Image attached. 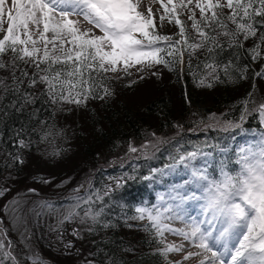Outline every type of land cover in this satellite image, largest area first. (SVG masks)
I'll use <instances>...</instances> for the list:
<instances>
[{
  "label": "snow or ice",
  "instance_id": "snow-or-ice-1",
  "mask_svg": "<svg viewBox=\"0 0 264 264\" xmlns=\"http://www.w3.org/2000/svg\"><path fill=\"white\" fill-rule=\"evenodd\" d=\"M142 2L0 0V72L4 73L0 75V98L11 96L9 107L17 111L32 106L29 119L37 121L30 132L39 139L33 141L30 134L24 139L22 127L16 133L19 148L48 144L51 150L43 155L62 158L67 150L57 147L56 141L66 139V134L56 125L58 114L70 115L76 109H86L89 100L113 97L114 89L107 81L131 77L132 69L141 80L145 71L159 78L160 66L178 76L187 72L198 88L251 82V88L236 101L238 122L211 113L207 119L196 121L191 131L201 127L225 133L244 131L248 118L256 116L259 125H264V96L257 95L261 91L258 83L264 84V0H150L141 10ZM152 3H159L160 8L154 11ZM165 21L174 24L178 32L160 34L158 27ZM198 53H203V60ZM193 59L198 60L197 71H193ZM21 62L35 71L29 73ZM37 103L48 106L52 123L38 119L41 109L35 107ZM177 136L180 138L175 140H149L139 148L129 145L128 152L136 155L120 160L119 168L124 171L109 175L110 183L96 187L91 178H86L66 197L68 203L57 206L41 201V209L58 213L57 225L50 231H56L57 239L71 249L73 243L63 241L64 226H84L72 227L70 234L76 239H83V231L95 233L112 227L105 219V210L115 199L114 193L129 180L139 176L152 187L177 176L183 178L182 182L157 193L156 203L137 205L134 215L123 217L125 222H147L144 231L160 245L157 254L164 264H184L193 258H199L197 264H264V132L254 145L240 148L234 161L228 145L189 148L185 144L190 142L179 131ZM162 145L167 147L162 149ZM205 147L211 151H205ZM157 153L166 154L162 167L151 164L160 159ZM216 153L222 158L213 164ZM12 158L24 163L18 154ZM138 160L145 164L134 162ZM111 166H116L115 162ZM141 167L147 168V174L140 172ZM33 179L52 184L49 177ZM70 182L71 177L56 186ZM10 190L0 186V198ZM28 191L36 193L35 188ZM0 211L27 249L16 250L8 238L5 220L0 218V264H49L30 243L29 210L23 207V201L13 197ZM31 212L38 214L34 208ZM177 221L183 226L175 227ZM166 234L180 243L168 242ZM179 253H183L182 260L169 259L170 254Z\"/></svg>",
  "mask_w": 264,
  "mask_h": 264
},
{
  "label": "trees",
  "instance_id": "trees-1",
  "mask_svg": "<svg viewBox=\"0 0 264 264\" xmlns=\"http://www.w3.org/2000/svg\"><path fill=\"white\" fill-rule=\"evenodd\" d=\"M199 60L204 59L203 53H198ZM227 56V53H225ZM197 59H193V71H197L196 64ZM243 63H250L249 60H244ZM22 67H27L23 65ZM59 67V66H57ZM256 68V65H252ZM29 73L34 72L35 69L32 67H27ZM202 71V69H201ZM4 75L0 72V75ZM170 82L178 87V93L181 95V100L179 106L175 103V98L173 97V90L166 87V90H159V95H152L146 100L145 104L139 106H130L126 101L121 100L117 106H114L113 101L117 98L118 94L124 96L126 92L132 94L134 92L133 88L123 84L115 79H110L107 81L108 85L114 89L113 97H106L103 100H89L88 117L86 120L93 126L95 138L91 144H85L82 148V152L89 154L92 160H95V148L110 152V154L119 151L125 144L133 140H142L146 135H148L151 130L155 129L161 134H164L172 130L178 124L182 126L184 140L190 143H186V147L192 145H205L213 142L212 144H223L227 139V133L211 130L210 135L213 137L207 141L204 139L200 141L194 134L189 131L195 126V122L201 119H207L208 115L215 113L217 116L226 118L227 120L238 122L239 121V111L236 106V101L241 98L246 92L251 88V82L246 80L239 84H216L215 87L208 88H198L192 82V77L185 72L182 75H177L171 73ZM109 76V75H108ZM110 77V76H109ZM11 83V81H9ZM264 87L263 84L258 83V88ZM120 96V95H119ZM12 97L9 96L7 99L0 98V179H8L13 177L16 183V179L25 178L29 183L36 184L34 182V177H30L25 169L26 160L29 155L37 153L38 155L45 158L46 161L54 164L58 160L66 159L68 156L66 152L62 158H49L44 156L42 153L50 151L51 148L48 144H36L33 143L29 148L21 149L19 148L16 133L22 127L25 129L26 134H22L24 139H29V134L33 141L39 139L36 133L30 132V129L36 125V119H29V115L32 112V106H29L24 111H17L12 107H9V101ZM94 105V108L91 106ZM35 107L40 108L41 111L38 113V119L47 120L52 123L50 118V111L47 110L48 106L41 105L37 103ZM5 109L7 114H5ZM84 111V112H85ZM64 114H58L56 117V125L58 128H63L65 130L66 139H58L56 144L60 148L70 150L69 145L74 143L73 136L81 139V132L78 134L71 133L70 130H66L63 127ZM95 126V127H94ZM248 127H260L258 116L256 118L249 117L248 121L245 123ZM187 129V130H186ZM73 135V136H72ZM205 147L204 149H206ZM9 153L11 155H9ZM20 155L24 161L23 164L15 162L13 156ZM159 154L158 156H160ZM166 157L151 161L152 166L161 165L165 163ZM136 163L144 165L145 161L138 160ZM232 167V166H231ZM95 170H93L94 173ZM124 169L119 167L109 169L107 168L105 172L98 171L96 174H91V180L94 186L100 187L105 183V179H102L106 174L113 173L119 174ZM130 171V169H129ZM140 172L142 174H147V168L141 167ZM42 175V174H41ZM45 177V176H44ZM59 178L63 180H68L71 177V182L68 183L69 187L65 190L62 187H58L54 184L57 176L52 175L49 177L52 179L54 185L43 186L38 183L37 185L43 187L45 193L40 196V199L35 201V212L37 214V227L39 230H49L44 225L43 220H46V216L50 215L48 209H41L39 204L41 201L52 202L54 205L66 204L68 201L66 197L72 193V189L77 185L83 183L85 178L76 179L74 176L67 175L66 173H60ZM4 181V180H3ZM11 184L10 189L16 187L19 184ZM1 186V185H0ZM25 187V186H24ZM23 188H21L22 190ZM10 190V191H11ZM148 182L143 181L136 177V179L129 180L123 189L118 190L114 193L115 199L111 202L110 207L106 208L105 219L109 220L112 227L108 229L98 230L95 233H89L87 231L82 232V237L87 243V249L89 250V259L91 264H164L163 259L157 254V249L160 245L156 244L153 236L144 231V225L146 223H129L134 220H128L125 222L124 216L134 215V207L141 205L143 196L148 199ZM10 191L8 193H10ZM84 189H81V194H83ZM6 194L5 197L0 198V208L3 207V203L10 196ZM37 194V193H35ZM32 208V207H31ZM30 208V209H31ZM29 209V210H30ZM48 223V226L53 225ZM132 225V227H129ZM54 226V225H53ZM75 226L83 228L81 225H68L65 227ZM9 228L8 226L6 227ZM50 231V230H49ZM12 230H8V238L13 241V244L17 251L24 249V244L21 240V236L17 233H12ZM42 232V231H41ZM44 233V234H43ZM45 232L39 235L37 245L34 248L38 251L42 250L44 253L56 257L55 252L52 250L53 247L50 246L52 243H47V238H53L54 234ZM16 235V236H15ZM56 236V235H55ZM31 237V235H30ZM49 241V240H47ZM40 246H39V245ZM59 246V245H58ZM61 247V246H60ZM64 250L66 248L61 247V254L64 256ZM26 252L27 249H24ZM60 253V252H58ZM68 254V253H67ZM69 256V255H68ZM66 257V256H65Z\"/></svg>",
  "mask_w": 264,
  "mask_h": 264
},
{
  "label": "rangeland",
  "instance_id": "rangeland-1",
  "mask_svg": "<svg viewBox=\"0 0 264 264\" xmlns=\"http://www.w3.org/2000/svg\"><path fill=\"white\" fill-rule=\"evenodd\" d=\"M150 3V0H143L141 4V10H145V7ZM152 8L155 11L156 9L160 8L159 3H152ZM162 11V10H161ZM182 19H186L182 17ZM157 24L159 25V16L157 15ZM190 23V22H189ZM158 31L160 34H168V35H174L178 32V29L174 24H169L167 21L164 22L162 27H158ZM160 72L162 75L158 78L155 76H151L148 71H145L143 75L145 76V79L141 80L138 77V74L136 73V69H132L133 75L131 77H125L124 79H120L117 81L122 82L125 85L129 86V82L131 81V84L129 87L133 88L134 92L130 94V92H126L124 96H121V94H118L117 98L113 101L114 106H117L118 103L123 100L126 101V103L130 106H139L142 103L145 104L146 100L151 97L152 95H159L160 89L166 90V87H169L171 91L173 92V97L175 98V103H180L181 95L178 93V87L177 85H174L170 82L171 74L170 72L163 68L162 66L159 67ZM2 75V74H1ZM119 75V74H118ZM110 76L112 74L110 73ZM116 80V79H115ZM264 85V84H263ZM262 87V86H261ZM120 95V96H119ZM258 96H264V87L261 88V91L257 93ZM87 104V108H88ZM91 108H94V105L91 106ZM84 109H76L72 114H64L63 120L64 124L63 127L68 131L70 130L71 133L78 134V132H81L82 135H80L81 139L73 136V139L75 140L74 143L70 144V150L66 151V154L68 155L66 159L64 157L54 164H51L50 162L46 161L45 158L42 156L40 157L37 153H34L32 155H29L26 164L25 169L27 174H29L30 177H37V176H45V177H52V175L57 176L58 181L55 180L56 184H60L64 177L59 178L60 173H66L68 176H74L76 179L78 178H91V174L93 173V170H97L100 167L101 168H108L111 167L112 163L115 162L116 166H119V162L121 159H126L128 156H135L134 153L128 152V146L133 145L136 147H140L142 144L146 143L149 140H155L157 138H173L179 139L180 137L177 136V132H180V135L183 136V132L185 130H182V128L178 129L177 126H175L172 130L161 134V132L153 129L151 132L146 135L142 140H133L127 144H125L119 151L110 154V152L102 151L98 148H95L96 152L93 154L95 156V160H92L90 158V155L87 153L82 152V148L85 144H91L92 141L95 138L93 126L88 122L89 120H86V116L88 117V109L84 112ZM179 125V124H178ZM95 127V126H94ZM187 130V129H186ZM205 130L203 127L200 129H197L196 133ZM153 133L155 134L153 136ZM252 135L243 134L242 137H244V140L246 143H256L259 139V135H256L254 133H251ZM57 147L59 146L56 144ZM82 147V148H81ZM167 145H162L161 148H166ZM43 154V153H42ZM42 174V175H41ZM176 179L180 180L182 182V177L175 176ZM4 180V181H3ZM19 181V179H16V183ZM13 177H9L8 179H0V185L9 187L13 184H16ZM106 183H110V181H107ZM12 184V185H11ZM38 183H29L28 180H25V178L20 179L19 184H17L16 187H13V189L10 191L9 198L6 199L3 203V206L6 205L13 197H17L21 201H23V207L25 209H35V201L40 199V196L45 193L43 187L37 185ZM53 183L51 185H54ZM44 187L49 186L42 184ZM25 186V187H24ZM69 187V184H65L62 186V189L65 190ZM21 188H23L21 190ZM29 188H35L36 193L29 192ZM59 190V187L57 188ZM167 191V187L163 188L162 190L158 191L157 193H165ZM157 193H156V202H157ZM155 202V203H156ZM31 209L28 212L29 221H28V227H29V236L30 237V243L34 246L37 245L39 235L41 236L42 232H45L47 237L48 234L53 233L55 239L47 238V243H52L50 246L53 247V251L56 254V257L49 255L47 253H44L42 250H38L45 258L48 259L49 264H88L89 261V250L87 249V243H84V239H76L73 237L70 233L72 231V226L65 227L63 241L68 242L71 241L73 243V247L71 249H67V251L64 250V256L61 254V247L63 243L57 239V232L56 231H49L50 228H55L57 225V218L58 213L50 212V215H47L46 220H43L44 225L49 230H39L37 227V214H34L31 212ZM36 213V212H35ZM0 218H3L5 220V227H9L14 234H17L16 231L12 229V225L8 220V217L5 216L3 211H0ZM53 225L48 226V223H52ZM175 227H182L183 225L177 221L174 224ZM8 228V230H9ZM42 231V232H41ZM44 234V233H43ZM56 235V236H55ZM16 236V235H15ZM167 240L170 243H180V240L176 237H173L171 235L166 234ZM84 238V237H83ZM49 240V241H47ZM39 245V244H38ZM59 245V246H58ZM40 246V245H39ZM61 246V247H60ZM64 247V246H63ZM65 248V247H64ZM191 251H196L195 249H190ZM60 252V253H58ZM68 253V254H67ZM69 255V256H68ZM66 256V257H65ZM183 253L179 254H170L169 259L171 260H182ZM197 259L199 258H193L190 259L184 264H197Z\"/></svg>",
  "mask_w": 264,
  "mask_h": 264
}]
</instances>
